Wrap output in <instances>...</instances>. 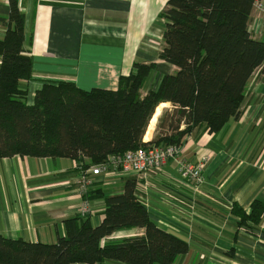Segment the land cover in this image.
<instances>
[{"label": "crops", "instance_id": "1", "mask_svg": "<svg viewBox=\"0 0 264 264\" xmlns=\"http://www.w3.org/2000/svg\"><path fill=\"white\" fill-rule=\"evenodd\" d=\"M18 4L25 14L26 48L33 60V77L26 83L30 104L49 82H71L84 91H115L119 78L131 74L135 64H154L142 89L145 96L178 71L160 58L165 30L161 14L167 0H18ZM9 12V0H0V19ZM249 29L254 39L264 41V20L254 11ZM4 35L0 25V39ZM160 106L145 143L162 137L160 119L174 110L170 103ZM184 129L182 125L180 130ZM181 146L182 157L191 163L210 157L199 194L180 178L172 160L147 180L96 178L83 197L75 185V160L0 158V234L26 243L54 244L65 237L69 219L89 218L98 226L105 211L103 196L122 193L132 178L151 219L189 245V252L174 264H264V218L258 227L246 229L232 214L235 205L250 213L255 200L264 203V67L251 78L237 118L217 134L195 128ZM85 203L89 213L82 215ZM143 235L141 229L122 230L106 241Z\"/></svg>", "mask_w": 264, "mask_h": 264}, {"label": "trees", "instance_id": "2", "mask_svg": "<svg viewBox=\"0 0 264 264\" xmlns=\"http://www.w3.org/2000/svg\"><path fill=\"white\" fill-rule=\"evenodd\" d=\"M256 1L167 0L160 58L178 71L145 96L142 89L154 64H135L131 74L119 78L115 91L45 83L30 104L26 83L33 77V60L26 48L25 14L18 0H9V15L0 19L5 30L0 39V158L72 159L88 168L149 145L180 146L195 128L219 133L240 115L248 84L264 67V41L254 39L249 29ZM163 103L174 107L160 119L165 132L158 141L145 143ZM103 197L98 226L89 218L69 219L65 237L54 244L0 234V264H174L189 252L187 242L151 219L135 179L126 180L122 193ZM232 214L239 227L253 229L264 218V203L255 200L250 213L235 205ZM130 229L144 230V235L106 241Z\"/></svg>", "mask_w": 264, "mask_h": 264}, {"label": "built area", "instance_id": "3", "mask_svg": "<svg viewBox=\"0 0 264 264\" xmlns=\"http://www.w3.org/2000/svg\"><path fill=\"white\" fill-rule=\"evenodd\" d=\"M253 11L258 14L259 18L264 20V0L256 1ZM182 154L183 148L181 145H149L129 151L124 155L109 156L105 162L88 168L77 164L78 175L75 179V185L78 194L83 197L86 196L96 184V178L99 177L108 179L133 176L147 180L152 175L160 172L169 160L176 163L180 178L191 184L195 193L199 194L201 187L205 184L203 173L210 157L204 156L198 163L194 164L183 158ZM141 203L145 206L142 201ZM81 213L82 215L89 213L88 203L83 205Z\"/></svg>", "mask_w": 264, "mask_h": 264}, {"label": "bare ground", "instance_id": "4", "mask_svg": "<svg viewBox=\"0 0 264 264\" xmlns=\"http://www.w3.org/2000/svg\"><path fill=\"white\" fill-rule=\"evenodd\" d=\"M164 107V106H163ZM161 111H162V107H158L157 110L155 111V115L153 116L150 124H149V128H148V131H147V134H146V137H145V140H148L151 135H152V130H153V127L158 119V117L160 116L161 114ZM150 136V137H149Z\"/></svg>", "mask_w": 264, "mask_h": 264}, {"label": "rangeland", "instance_id": "5", "mask_svg": "<svg viewBox=\"0 0 264 264\" xmlns=\"http://www.w3.org/2000/svg\"><path fill=\"white\" fill-rule=\"evenodd\" d=\"M148 128H149V127H148ZM147 131H148V129H147ZM146 134H147V132H146ZM146 134H145V137H146ZM151 136H152V135H151ZM149 137H150V136H149ZM150 138H151V137H150ZM150 138H149V139H150ZM149 139H148V140H149Z\"/></svg>", "mask_w": 264, "mask_h": 264}]
</instances>
